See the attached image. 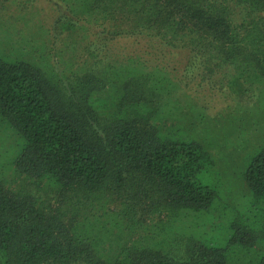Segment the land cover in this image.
<instances>
[{
	"label": "trees",
	"instance_id": "obj_1",
	"mask_svg": "<svg viewBox=\"0 0 264 264\" xmlns=\"http://www.w3.org/2000/svg\"><path fill=\"white\" fill-rule=\"evenodd\" d=\"M50 1L61 35L102 38L77 70L0 50V135L13 141L0 145V264H264V149L242 172L250 204L223 209L204 183L209 152L182 136L174 77L138 56L100 60L140 36L188 52L181 80L242 93L264 80V0ZM155 203L195 217L167 238L148 229Z\"/></svg>",
	"mask_w": 264,
	"mask_h": 264
},
{
	"label": "rangeland",
	"instance_id": "obj_2",
	"mask_svg": "<svg viewBox=\"0 0 264 264\" xmlns=\"http://www.w3.org/2000/svg\"><path fill=\"white\" fill-rule=\"evenodd\" d=\"M55 16L50 0H0V50L10 54L20 53L25 59L45 66L52 65L61 71H68L69 67L77 70L84 61L91 62L89 47L98 37L102 38L98 34L101 32L99 26L61 35L55 30ZM130 28L129 25L128 32ZM138 37L120 35L107 49L108 54L101 53L102 57L113 58L101 57L100 60L108 63L118 59L114 58L116 56H138L174 77L175 80L171 81L180 87L171 93L173 95L170 94L172 102L187 116L182 126V136L191 137L202 144L213 161V170L204 175V183L216 188L219 193L217 201L223 209L228 206L244 209L246 203L250 204V196L242 172L248 156L258 149H264V80H242V93L229 86L233 80H225L226 85L222 90L221 80L189 83L179 77L188 52L169 51L155 40ZM81 57L86 60L81 61ZM233 72L231 68L227 76L231 78ZM173 107L170 103L169 109ZM12 144L11 139H0V145L6 149ZM155 206L157 203L151 206V213L148 214L151 219L148 229L164 230L163 235H168L170 239L186 230L195 217L191 213L188 218L180 215L171 219L165 208L156 209ZM254 214L257 215L256 212ZM209 219L208 224L211 217ZM136 232H140V229H136Z\"/></svg>",
	"mask_w": 264,
	"mask_h": 264
}]
</instances>
